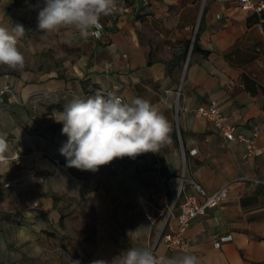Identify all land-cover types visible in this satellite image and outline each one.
Returning <instances> with one entry per match:
<instances>
[{"label": "crops", "instance_id": "obj_1", "mask_svg": "<svg viewBox=\"0 0 264 264\" xmlns=\"http://www.w3.org/2000/svg\"><path fill=\"white\" fill-rule=\"evenodd\" d=\"M238 4L117 0L118 11L100 20L101 37L84 40L70 27L38 28L45 0H0V24L25 29L18 47L26 61L23 70L0 65L4 155H20L19 165L0 162V174L14 180L0 182V264H114L132 246L191 252L199 264H264V14ZM97 92L154 104L170 125L159 151L98 171L68 167L59 151L68 137L56 120L73 98ZM211 103L236 133L256 132L254 155L196 115ZM182 170L206 192L229 183L228 196L189 221L187 250H166L157 208Z\"/></svg>", "mask_w": 264, "mask_h": 264}, {"label": "clouds", "instance_id": "obj_2", "mask_svg": "<svg viewBox=\"0 0 264 264\" xmlns=\"http://www.w3.org/2000/svg\"><path fill=\"white\" fill-rule=\"evenodd\" d=\"M118 11L117 0H45L37 17L38 28L45 33L61 28L75 29L83 38L102 28L100 20ZM25 34L22 25L0 24V65L23 70L25 56L18 44ZM98 34V33H97ZM62 134L68 137L60 148L68 167L98 171L117 158L158 152L167 139V118L149 100L142 97L123 100L115 92H97L86 98L76 97L60 112ZM9 151L0 135V159ZM78 264V262H73ZM92 264H107L97 260ZM114 264H199L191 252L157 255L145 246L129 247Z\"/></svg>", "mask_w": 264, "mask_h": 264}, {"label": "built area", "instance_id": "obj_3", "mask_svg": "<svg viewBox=\"0 0 264 264\" xmlns=\"http://www.w3.org/2000/svg\"><path fill=\"white\" fill-rule=\"evenodd\" d=\"M238 3L239 7L244 10H252L258 15L264 14V0H238ZM101 25V29L94 30L93 34L89 35L87 38H82L84 40H89L90 38L101 37L104 28L102 23ZM7 89V85L0 87V94L4 93ZM175 91L177 100L180 94V85L177 86ZM117 95L124 100L123 96L120 94ZM195 113L197 116L211 121L226 140L244 142V157L255 154L257 149L255 143L256 132H254L252 136H244L243 134L236 133L234 125L225 121L220 109L213 103L198 106ZM188 153L194 155L196 153V148L189 149ZM260 154L264 158V147L260 148ZM19 158V154H13L11 156L4 155V158L0 159V162L13 161L14 165H19ZM53 160L55 163L63 166L59 158H53ZM234 180L239 181L240 177H236ZM0 182L4 186L9 187L13 184L14 180H9L5 178L4 175L0 174ZM262 182H264V180H262ZM187 188H190L189 191H187ZM228 190L229 183H226L219 186L213 192H206L197 181L187 177L184 170H182L178 176L176 190L171 200L165 201L161 207L157 208L162 221L157 240H161L164 243L166 250H187L188 242L185 238V231L189 221L196 215L203 214L208 208L222 205L227 199ZM34 205L36 209L41 208L37 203H34ZM176 207L178 208L177 213H175ZM171 219H174V224L171 222ZM230 238L231 235L229 234L219 236V238L214 241V246L219 247L223 241Z\"/></svg>", "mask_w": 264, "mask_h": 264}]
</instances>
